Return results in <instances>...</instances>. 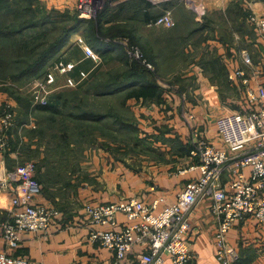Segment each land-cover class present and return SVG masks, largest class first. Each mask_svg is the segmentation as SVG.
<instances>
[{
  "label": "crops",
  "instance_id": "crops-1",
  "mask_svg": "<svg viewBox=\"0 0 264 264\" xmlns=\"http://www.w3.org/2000/svg\"><path fill=\"white\" fill-rule=\"evenodd\" d=\"M23 1V0H19ZM42 1V6L47 12L55 9L56 12L74 10L76 0H29ZM141 0H114L106 9L107 19L105 25L112 30L130 32L135 37L143 38V29L151 32L144 35L151 39L167 37L166 45L168 57L171 61L176 59V46L178 39L190 41V49L194 60L191 62L192 79L187 82V76L183 75L175 79L173 84L166 85L158 81V84L168 91H164L160 101H149L148 104L140 103L142 114L139 119L143 121L157 122L160 125L150 126L143 143L144 150L153 151L154 166H149L144 172L130 171L118 160L109 155L92 156L91 163L83 164V175L72 177V188L68 184L49 185L42 191V202L57 208L60 215L52 223L48 235L38 233L24 234L21 245L16 249H9L0 238V250L7 251L16 256H23L30 260L31 264H113L112 252L96 242L88 239L89 232L95 226L90 222L85 212L87 203L119 201L129 196H136L146 202L163 197L165 204L174 203L178 194L183 191L187 183L199 176L198 169H189L192 159L189 151L192 142L198 139L197 133H203L208 139L221 146L217 135L215 121L218 116L229 112L244 109L245 97L241 88L228 80L227 74L236 67L244 68L252 82L264 85V40L258 35L255 27L249 22L252 14L264 16V0H172L160 5H154L149 9V19L146 20L142 12ZM188 1H192L189 3ZM130 2V3H129ZM132 2H138V10ZM186 3L187 6L183 5ZM190 4L196 5L197 16L193 13L187 15V19L178 14L177 10L192 9ZM169 8L172 12L175 26L164 27L152 24L156 16L154 8ZM164 10V11H166ZM163 11V10H162ZM196 11V9H195ZM188 21V24H186ZM194 22L196 24H194ZM83 25L81 31L85 28ZM81 31L75 33L72 39L77 40V45L82 48L77 57L82 62L89 63L95 68L100 63L93 59H86L83 45L78 42L86 37ZM120 31V32H121ZM127 38L128 36H123ZM72 43L65 44L57 52L39 73L30 76L39 77L57 56L60 60H67ZM98 52L110 54L113 51H103L102 47L90 44ZM123 48H126V43ZM150 53L160 62L162 58L159 43L151 42ZM100 50V51H99ZM250 53L253 64L247 65L242 58V52ZM126 53V50H124ZM128 54V53H127ZM61 56V57H60ZM108 56V55H106ZM76 57V56H75ZM84 58V59H83ZM72 59V58H71ZM79 60V59H78ZM76 61L72 59L71 61ZM70 61V60H67ZM79 64V63H78ZM77 64V65H78ZM81 66V63L77 66ZM161 64L158 67L160 68ZM173 66L170 69H176ZM189 69V68H188ZM189 69V70H190ZM81 69L79 70V72ZM88 72V71H87ZM76 78L79 73H74ZM43 78V75H42ZM187 82V83H186ZM227 83L231 92L226 94L222 87ZM0 94V102L2 99ZM226 102H235L232 108ZM240 111V110H239ZM143 120V121H142ZM28 121L26 124H29ZM24 127V126H23ZM28 128V125L25 126ZM30 128V127H29ZM24 129L18 126L12 129L11 138L14 141L19 136L22 144L31 145L34 142L27 135L23 137ZM21 144H19V147ZM18 147L8 151L6 163L14 167V155ZM17 165V164H16ZM92 169V173L86 170ZM86 172V173H85ZM230 177L229 169L221 178L226 182ZM3 201L10 204V196L7 192L0 195ZM164 203L160 204L161 208ZM191 230L189 238L191 247L196 253L195 264H221L216 256L215 230L219 219L211 210V199L202 198L189 213ZM119 227L125 221L123 214L118 215ZM99 227V226H96ZM118 227V228H119ZM108 228V227H101ZM2 227L0 226V233ZM228 241L235 246L241 258L236 264H264V225H259L253 219H245L236 222L228 233ZM164 264H173L167 258Z\"/></svg>",
  "mask_w": 264,
  "mask_h": 264
},
{
  "label": "built area",
  "instance_id": "built-area-1",
  "mask_svg": "<svg viewBox=\"0 0 264 264\" xmlns=\"http://www.w3.org/2000/svg\"><path fill=\"white\" fill-rule=\"evenodd\" d=\"M160 5L172 0H148ZM104 9L101 0H76L75 10L79 17L96 18ZM198 11V7L195 6ZM249 22L264 40V16L252 14ZM152 24L174 27L175 21L170 10L156 17ZM86 59L97 63L102 58L83 37ZM137 48V47H136ZM126 52L139 57L135 46L126 43ZM245 64H253L249 52L243 51ZM78 62L67 63L60 59L49 65L41 81L42 94L48 93L59 75L65 77L67 87L77 86L87 78L89 71L81 70L79 77L71 73ZM228 80L237 84L244 93L245 105L242 111L229 112L218 116L215 121L221 146L211 142L203 133L192 142L189 169H198L199 176L190 180L177 200L165 204L163 197L146 202L136 196L119 201L87 203L85 212L95 226L88 239L109 249L113 264H164L169 258L173 264H195L197 255L191 247L189 213L202 198L211 199V210L219 219L215 230L216 256L221 264H236L241 258L238 249L228 241V233L236 222L253 219L264 225V85L254 83L247 71L236 67L229 71ZM36 95L42 105L46 98ZM15 115L8 111L0 121V186L10 196V218L1 224L0 238L5 245L16 250L24 234L48 235L52 223L60 211L42 202V186L37 178L38 165L26 161L8 167L6 158L12 149L10 132L15 127ZM229 169L226 182L221 178ZM164 205L160 207V204ZM125 221L119 227L118 215ZM99 226V227H96ZM108 228H101V227ZM119 227V228H118ZM0 264H31L23 256H16L0 250Z\"/></svg>",
  "mask_w": 264,
  "mask_h": 264
},
{
  "label": "rangeland",
  "instance_id": "rangeland-1",
  "mask_svg": "<svg viewBox=\"0 0 264 264\" xmlns=\"http://www.w3.org/2000/svg\"><path fill=\"white\" fill-rule=\"evenodd\" d=\"M101 1L104 9L97 14L96 18L91 19L93 22L86 26L87 28H83L82 31L78 29L75 33L81 31L83 35H87V33L99 35V27L101 28L100 36L103 39H110V35L114 38L112 40V46L108 44L109 42L106 40L105 44L100 43V47H102L103 51L110 50L113 52L110 54L107 53L106 55L108 56H104L102 62L95 68H92L93 65L82 62L83 60L77 58L81 54L82 48L80 46H73L77 45L76 38L72 39L75 33H72L70 37L67 38L66 42V44L69 42L72 43L70 48H68L69 52L67 53L66 59L70 61L72 59H76V61L79 59L78 63H81V68L90 71L89 77L82 85L67 87L64 85L65 77L59 75L55 84L47 87L48 93L42 94L43 90L41 89L42 85L40 83L43 79L42 75L44 71L42 73L40 72V74H38L39 77L36 78L28 76L15 82L6 80V83H0V94L3 96L0 102V121L6 112L13 111L16 122L14 129H17L18 126H22L24 129V131H22L23 137L27 135L28 138L34 141L31 145H27L20 142L19 136L16 137V140L14 138V141L12 139V148L15 145L18 147L14 159H12L14 161V166L29 160L35 161L38 165L37 177L41 183L42 191L47 189L49 185L60 183L68 184V186L72 188L70 179L84 174L82 166L84 163H91L93 154L109 155L107 158L112 157L114 160H118L130 171L145 173L146 169H149V166H154V163H156V160L153 159L154 152L144 150L143 143L146 142V138L142 136L145 135L150 126L160 125V123L142 120L144 122V124H142L139 120L142 119L140 117V114H142L140 103L148 104L149 101L156 100H136L130 98L127 95L128 89L121 90L106 96V98L98 100L91 94L94 85L107 81L119 73L122 74L127 72L129 68L127 67L128 63L134 65V62L140 64L142 67H146L157 81L160 80L165 82L167 86L168 84H173L175 79L177 80L183 75L187 76V82L192 79L190 66L191 62L194 60V56L190 51L189 53L187 52V49L191 47V40L178 39L175 49L176 59L171 61V58L168 57L167 47L164 45L168 42L167 37H159L155 40L151 39L144 36L151 33L148 32L147 29L142 30L143 38L135 37V35L133 36L128 30L127 32L116 31L118 33L110 34L109 32L115 33V31H111L110 27L105 25L107 14L104 12L114 0ZM20 2L31 6L37 18L40 17L41 12H46V10L41 7L42 1L23 0ZM188 2L192 3V1ZM132 4L140 10L141 6L138 2H132ZM192 4L189 5L192 9L177 10L178 14H180L184 20L187 19L189 13L191 15L194 13L197 16V10L195 11L196 5ZM183 5L187 6L186 3H183ZM161 8L163 7L154 8L152 13H161L170 7ZM198 13H200V15L204 14V12L200 11H198ZM77 15L75 9L65 10L63 13L56 11L53 13L52 10L49 15L52 16L49 18L50 24L48 25L47 23L45 27L52 25L55 19H59L58 16H64L65 19H69V21L72 22ZM100 16L102 17V25L99 24L101 19ZM186 24H188V21H186ZM194 24L196 23L194 22ZM174 27H177V25ZM125 35L128 37H123ZM153 41L156 44L159 43L160 52H164V54L160 56L162 58L160 62H157L150 53V49H152L151 42L153 43ZM125 43L135 46L139 57L135 55L130 56L127 52L125 53L124 50H126V48H123L124 45H122ZM61 60L65 63L69 62L65 59ZM160 64V68L163 69L158 70ZM173 66H177L178 68L170 69ZM37 73H39V71ZM168 89L170 88H164L163 91H161L162 95L164 91H168ZM222 89L226 94L231 92V88L227 83H223ZM83 91H89L90 94H85ZM59 93L62 95L65 94L67 97H71L70 94L79 97V99L75 101L68 102L65 106L60 105L64 111H68V107L74 105L73 111L77 113L79 117L72 118L65 116L63 113H59L55 116V122L51 123L49 118L52 117V114L49 111H42L35 108L37 105H42L35 100L36 95L42 94L48 101L47 103H49L50 99ZM225 104L228 106L233 104L231 106L233 108L236 103L226 102ZM236 110L242 111L240 107ZM94 111L107 115H110L108 113H112L113 117L106 116L94 121V115L92 114ZM28 121H30V123L26 124ZM27 125L28 128L25 127ZM12 133L11 131L10 134ZM19 144H21L20 147ZM7 165L10 168L13 167L9 164ZM89 170L92 169L89 168L86 171L92 173V171ZM4 192L5 190L0 186V195ZM9 218L10 204L0 198V226Z\"/></svg>",
  "mask_w": 264,
  "mask_h": 264
},
{
  "label": "trees",
  "instance_id": "trees-1",
  "mask_svg": "<svg viewBox=\"0 0 264 264\" xmlns=\"http://www.w3.org/2000/svg\"><path fill=\"white\" fill-rule=\"evenodd\" d=\"M139 3L142 4V12L145 19L148 20L149 9L154 5L148 0H141ZM50 12L52 11L41 12L40 17L37 18L34 9L28 4L21 3L19 0H0V83H6V80L15 82L24 77L32 76L40 70L42 71L54 55L65 46L67 38L72 33L74 34L78 31L82 25L88 26L93 22L91 19L81 18L78 15L74 17L72 22L69 19H65L64 16H58L59 19L53 21L54 25L45 27L47 23L48 25L50 24L49 18L52 17L49 16ZM104 13H106V10ZM99 24L102 25V17ZM100 30L101 28L98 27V33H101ZM110 30L115 31L112 28ZM116 31L121 30L118 27ZM116 31L115 33H109L116 34L118 33ZM100 33L99 35L87 33L84 36L89 44L97 47L101 46L100 43L105 44L106 40L112 46L114 38L110 35V39L105 40L100 36ZM101 55L103 57L106 56L105 53H101ZM57 59L60 58L57 57L55 60ZM77 66L71 73L74 77L76 76L74 73L77 72L78 75L80 69L86 72L89 71L81 68V66L77 69ZM127 67H129L127 72L119 73L107 81L94 85L91 94L100 100L121 90L128 89L127 95L136 100L160 101L162 99L161 91L164 88L158 84L157 79L154 78L153 74L146 67H142L136 62H134V65L128 63ZM87 78L81 81L79 85H82ZM83 92L90 94L89 91ZM70 95L71 97H67L65 94L59 93L51 98L50 102L46 105H37L35 108L49 111L52 114V117L49 118L51 123L55 122V116L59 113H63L67 117H79L73 111L74 105L69 106L68 111H64L60 107V105L65 106L68 102L79 99L77 95ZM92 114L94 115V121L106 116L113 117L112 113H108L110 115H107L94 111Z\"/></svg>",
  "mask_w": 264,
  "mask_h": 264
}]
</instances>
